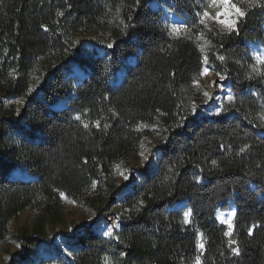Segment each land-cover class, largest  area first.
I'll return each instance as SVG.
<instances>
[{
    "label": "trees",
    "instance_id": "trees-1",
    "mask_svg": "<svg viewBox=\"0 0 264 264\" xmlns=\"http://www.w3.org/2000/svg\"><path fill=\"white\" fill-rule=\"evenodd\" d=\"M238 4L230 31L202 19L211 0H0V240L37 210L10 264L36 254L64 197L121 213L111 237L79 225L68 264H264V63L246 44L264 42V0ZM93 29L102 54L80 45ZM205 66L230 82L215 116L195 113ZM152 137L156 161L120 184L115 167ZM230 209L229 237L216 212Z\"/></svg>",
    "mask_w": 264,
    "mask_h": 264
},
{
    "label": "rangeland",
    "instance_id": "rangeland-1",
    "mask_svg": "<svg viewBox=\"0 0 264 264\" xmlns=\"http://www.w3.org/2000/svg\"><path fill=\"white\" fill-rule=\"evenodd\" d=\"M233 2L240 8L241 6L238 2L246 5L249 4V0H233ZM218 10L217 6L211 4L210 10L206 11L209 15H202V19L207 24H213L220 29L227 30L228 28L225 25L213 19ZM241 10L244 11L242 8ZM220 19H224V17ZM78 38L81 47L90 50L94 49L100 54L104 52L105 47L111 44L108 35L97 29L85 31ZM252 42L255 43L256 48L257 46L262 47L258 51L260 55H264V42L259 39H254ZM254 51H257V49ZM252 54L254 57L257 55L254 52ZM205 68L208 69V72L202 74V71L200 77L193 84L198 95V102L194 103L195 113L197 115L215 116L220 112L223 102L230 97V82L225 76L216 73L208 66H205ZM77 74L81 78L85 76V73L80 69H77ZM15 104L20 110L26 104V100L17 99ZM159 148L158 140L155 137L142 141L137 155L133 156L129 161L119 163L115 167L118 182L129 187L133 180L137 178L138 170L151 166L156 161L160 153ZM13 178L29 181L33 180L34 177L16 170L13 173ZM63 200L62 220L48 227L46 237L38 247L36 254L24 261L23 264H68L71 259V253L76 248L74 240L79 225L90 226L106 237L113 236L121 226L119 201L116 198H110L99 213L79 207L76 203L67 200L65 197ZM179 207L182 208L183 205L181 204ZM36 214L37 210L26 209L11 220L9 224V237L0 240V264H10L17 254L22 253L23 242L12 239L11 235L22 230H29L32 227ZM233 214L234 210L232 209L227 212L220 210L216 212V218L227 226V235L229 237L233 230ZM230 215H232L231 228L225 223ZM189 218L190 214L187 217V221ZM109 230H111V235H105L104 233ZM229 232L231 233L230 235ZM201 244L199 243L200 249ZM105 264L110 263L106 260ZM194 264H197V259Z\"/></svg>",
    "mask_w": 264,
    "mask_h": 264
},
{
    "label": "snow or ice",
    "instance_id": "snow-or-ice-1",
    "mask_svg": "<svg viewBox=\"0 0 264 264\" xmlns=\"http://www.w3.org/2000/svg\"><path fill=\"white\" fill-rule=\"evenodd\" d=\"M258 3L259 0H249L248 7L251 8ZM211 4L217 6L219 9L218 11H216V14L213 17V19L218 20L219 23L225 25L230 31L236 28L238 19L245 15L244 11H242L241 8L238 7L236 3L233 2V0H211ZM204 15L208 16L209 13L204 12ZM221 17H224V19H220ZM255 58L258 61V63H264V55L257 54ZM207 72L208 69L205 68L202 74H206ZM205 95H207V93H205ZM229 99H232V97H229ZM61 195L63 196L64 194L61 193ZM184 216L187 218L189 216V213L185 212ZM231 221H232V215H230L228 219L225 221V223L228 224L229 228L232 227ZM104 234L111 235V230L105 232ZM230 234L231 233L229 232V235ZM200 247L203 248L204 245L201 244ZM233 252H238V249L233 248ZM197 264H200L199 257H197Z\"/></svg>",
    "mask_w": 264,
    "mask_h": 264
},
{
    "label": "water",
    "instance_id": "water-1",
    "mask_svg": "<svg viewBox=\"0 0 264 264\" xmlns=\"http://www.w3.org/2000/svg\"><path fill=\"white\" fill-rule=\"evenodd\" d=\"M260 1V0H259ZM151 7L154 9L155 7H156V4L155 3H151ZM165 13H166V15H167V17L175 24V25H178V26H183L184 25V21H183V19L182 18H180L177 14H175L174 12H172V11H169V10H167V9H165ZM252 40H249V39H247L246 40V44L250 47V49H251V51L252 52H254V53H256V54H259V51L258 50H261L262 49V47H260V46H257V51H254L253 50V48H252V46L250 45V42H251Z\"/></svg>",
    "mask_w": 264,
    "mask_h": 264
},
{
    "label": "bare ground",
    "instance_id": "bare-ground-1",
    "mask_svg": "<svg viewBox=\"0 0 264 264\" xmlns=\"http://www.w3.org/2000/svg\"><path fill=\"white\" fill-rule=\"evenodd\" d=\"M250 45L252 46L253 50H256V46H255V43L254 42H250Z\"/></svg>",
    "mask_w": 264,
    "mask_h": 264
}]
</instances>
